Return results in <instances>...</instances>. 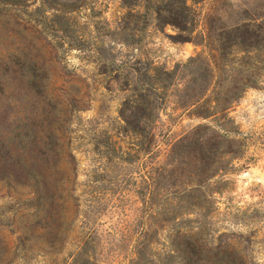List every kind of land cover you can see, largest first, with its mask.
Here are the masks:
<instances>
[{"label": "rangeland", "instance_id": "374dc122", "mask_svg": "<svg viewBox=\"0 0 264 264\" xmlns=\"http://www.w3.org/2000/svg\"><path fill=\"white\" fill-rule=\"evenodd\" d=\"M15 1L0 0V264H179L188 231L206 250L264 264V78L227 111L234 140L211 139V161L180 146L198 125L217 130L186 109L211 99L210 62L230 30L264 22V0H187V40L157 23L158 0H71L62 20L74 40L50 30L61 16L51 0ZM192 57L202 69L163 91L151 136L125 131L119 112L136 82ZM240 57L234 48L223 59ZM12 154L30 178L9 185ZM39 172L48 180L35 186Z\"/></svg>", "mask_w": 264, "mask_h": 264}, {"label": "trees", "instance_id": "16d2710c", "mask_svg": "<svg viewBox=\"0 0 264 264\" xmlns=\"http://www.w3.org/2000/svg\"><path fill=\"white\" fill-rule=\"evenodd\" d=\"M6 1L11 7L16 6L15 0ZM47 1L44 0L42 3L44 4ZM51 3L60 8L56 11L61 16L52 15L51 24L54 25L53 28L57 29L51 28L50 30L66 39L74 40V35L68 27L67 22L62 20L64 19L62 18V16L64 17L62 12L72 11L76 8L77 4L71 2V0H51ZM123 3L128 6L126 0H123ZM157 4H159L155 10L157 23L159 25L169 24L176 27L182 32V35L178 38L187 40L188 37L183 34H190L194 23L191 8L187 5V0H158ZM43 16L41 13L42 18ZM42 25H44L43 31H46L49 24L42 23ZM230 33L232 34L226 39L229 44H224L220 47L222 51L220 62L218 64L210 62L209 72L214 77V86L210 91L212 94L211 99H197L186 109L189 111L192 107L196 108L193 111L194 116L202 120L212 119L217 130L214 131V128L212 129L205 125H198L180 143V146H184V150L188 153L198 152L202 157L205 156L208 162L211 161L212 156L215 154L214 152L219 149V146L215 149H212V147L206 149V145L209 144L211 139L215 137L220 140L216 145H219L221 141L233 143L234 139L232 138L235 136V131L232 129V121L228 117L227 111L242 98L249 88H254L264 78V59H256L258 53H264V22L252 20L236 26L230 30ZM82 44V41H79L74 46L80 50ZM234 48L241 51L242 57L233 58L230 61L224 60L223 58L226 54L231 53ZM201 69V60L197 57L190 58L187 63L178 65L173 71L160 68L151 69L152 74H146L142 81L138 80L136 85L133 86L131 96H128L127 100L122 104L119 115L124 122L125 131L139 136L149 133L151 136L149 129L154 119H158L157 111L161 108L162 103L165 102V97L162 96L163 91L167 94V91L175 86L177 77L181 73H189L191 75V72L192 74L196 72L199 74ZM150 93H154V95L158 93L160 96L155 101L153 99L150 100ZM208 130L209 132H207ZM208 136H211V138H208ZM58 144L59 142L57 141L56 146ZM227 153L233 155L236 154V151L230 149ZM66 157L63 158V161H66ZM71 158L73 159L72 156ZM14 159L15 155L12 154L6 161L8 163L10 161L8 165L10 169L5 173V180L9 185L12 182H18L19 177L28 179L30 176V171H26L25 169L20 170L17 174L14 172L15 169L13 167L19 165ZM58 159V157H55V154H52L51 156L40 158V161L49 164L50 162L58 161ZM32 178L36 180L35 186H38V179L45 178L48 180V177H43L40 172L37 175H33ZM197 186L202 188L201 183ZM152 191H149V195L152 194ZM35 192V197L30 201L37 198V193L35 194ZM144 208L146 210L151 209V205L147 202V199ZM180 238L182 240L180 244L182 247H178L179 244L175 243L177 247L173 250V253L180 258L179 264H244L242 256L228 248L206 250L199 238L191 234L190 231L184 233Z\"/></svg>", "mask_w": 264, "mask_h": 264}]
</instances>
